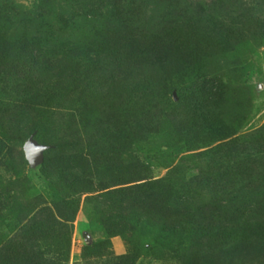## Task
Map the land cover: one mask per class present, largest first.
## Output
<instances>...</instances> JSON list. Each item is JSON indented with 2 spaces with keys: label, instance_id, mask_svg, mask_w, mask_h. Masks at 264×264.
Returning a JSON list of instances; mask_svg holds the SVG:
<instances>
[{
  "label": "rangeland",
  "instance_id": "374dc122",
  "mask_svg": "<svg viewBox=\"0 0 264 264\" xmlns=\"http://www.w3.org/2000/svg\"><path fill=\"white\" fill-rule=\"evenodd\" d=\"M9 1L88 14L82 38L103 68L34 81L0 73V264H264V0ZM221 26L231 33L217 36ZM123 128L133 147L119 154L148 177L114 187L124 191L111 209L79 194L74 169L54 158L114 143L106 133ZM171 174L189 217L223 225L200 247L166 234L167 214L146 202L144 183ZM244 216L256 223L236 224Z\"/></svg>",
  "mask_w": 264,
  "mask_h": 264
},
{
  "label": "trees",
  "instance_id": "16d2710c",
  "mask_svg": "<svg viewBox=\"0 0 264 264\" xmlns=\"http://www.w3.org/2000/svg\"><path fill=\"white\" fill-rule=\"evenodd\" d=\"M0 0V73L9 71L16 77H23L28 80H38L43 75L58 74L59 71H65L70 76L92 77L98 73L103 66L90 57L89 44L82 38L85 31L89 32L88 14L81 13L79 17H75L72 13L69 15L62 14L52 15L47 11L46 7L39 6L35 10L25 11V7L18 6L20 11H16L15 2ZM22 10V11H21ZM82 17L83 26H78V21ZM107 15H105V18ZM123 17H118L122 20ZM51 22L52 24H48ZM60 23L71 24V31L55 33L54 24ZM191 27H197L192 24ZM76 28V29H74ZM94 26H91V30ZM81 30V34L74 37L72 32ZM196 31L195 36L191 39L190 47L199 49V37ZM217 36L222 37L227 33H231L228 27L221 26L214 32ZM217 36H215L217 38ZM159 46L156 52L160 63L158 66L166 72V59L170 54L164 55L160 50L163 44ZM51 47V52L47 48ZM169 48V47H168ZM143 49V48H142ZM170 53H171V48ZM117 59V57H114ZM127 63V62H126ZM132 66L131 63H128ZM168 80V79H165ZM63 82L58 80L52 87H60ZM219 89L203 85L201 92L204 95L216 94ZM152 94H155L154 91ZM49 95V94H47ZM153 98V97H152ZM156 97H154L155 99ZM161 99V95H157ZM140 115L142 111H139ZM145 119L151 118V111H147ZM113 139L114 143H105L104 147L100 145L93 148L89 145H77L78 155L74 158L70 155L54 158V161L60 164L61 168L74 169V186L79 194H95L91 202L97 201L108 205L107 208L115 207L113 202L123 193V189H113L117 185L130 183L137 179L148 177L147 165L135 164V160L129 156H121L120 150H132L131 129H117L109 134L106 138ZM107 142V141H106ZM127 151V152H128ZM48 161V160H47ZM72 161V164L69 163ZM145 186L150 187V191L145 195L146 202L154 207H158L167 215L161 216L159 228L166 234L188 235L189 240L196 246H201L200 242L204 241V237L214 233L215 227L223 226L216 221H204L199 218L189 217L190 215V196L184 188L178 189L172 182V174L155 180L146 181ZM118 195V196H117ZM95 203V204H96ZM219 209V206L217 207ZM122 211H125L121 209ZM256 221L243 217L238 219L236 224L251 226Z\"/></svg>",
  "mask_w": 264,
  "mask_h": 264
}]
</instances>
